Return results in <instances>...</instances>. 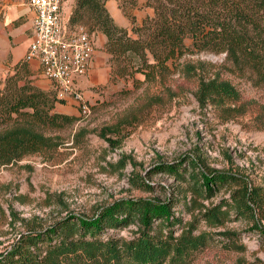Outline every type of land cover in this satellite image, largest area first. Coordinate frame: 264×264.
Here are the masks:
<instances>
[{
  "label": "rangeland",
  "instance_id": "obj_1",
  "mask_svg": "<svg viewBox=\"0 0 264 264\" xmlns=\"http://www.w3.org/2000/svg\"><path fill=\"white\" fill-rule=\"evenodd\" d=\"M73 2L65 0L67 17ZM107 2L128 23L133 16L141 25L153 15L152 8L141 7L143 0H106L108 10ZM91 38L92 62L98 59L99 67L83 79L96 74L97 82L79 88L86 114L32 76V85L51 95V113L68 120L50 127L27 116L0 118V134L27 126L41 137L34 150L0 154V255L29 231H43L71 216L91 217L120 199H148L173 203L174 240L188 236L201 243L185 264H264V75L236 66L225 53L195 49L192 39H186L183 55L168 69L156 70L147 80L137 73L109 82V70L105 77L101 64L103 36ZM5 66L0 61V90L8 74ZM212 81L227 83L234 94L207 92ZM189 160L238 181L212 186L205 197L191 191L187 181L155 170L180 161L187 167ZM242 194L249 209L238 212L234 201ZM217 206L224 211L218 223L208 218ZM160 229L158 236L168 233ZM137 233L134 223L106 230L102 237L129 241ZM56 263L75 264L64 258Z\"/></svg>",
  "mask_w": 264,
  "mask_h": 264
},
{
  "label": "trees",
  "instance_id": "obj_2",
  "mask_svg": "<svg viewBox=\"0 0 264 264\" xmlns=\"http://www.w3.org/2000/svg\"><path fill=\"white\" fill-rule=\"evenodd\" d=\"M105 1L74 0L66 24L86 26L90 38L91 34L103 36L101 50L107 55L109 82L134 78L137 73L147 80L156 70L168 69L169 62L183 55L186 39H192L195 49L225 53L236 66L247 65L264 75V0H143L141 7L152 8L153 15L146 16L141 25L130 17L129 29L114 22ZM31 77L25 61L7 74L0 90L1 121L12 115L27 116L50 127L67 121L65 116L51 113V95L33 86ZM206 87L212 94H234L224 82L212 81ZM40 140V135L27 126L6 130L0 134V154L14 156L34 150ZM155 170L187 181L191 191L205 197L212 194V186L221 188L238 181L228 173L205 171L193 160L187 167L180 161L159 165ZM188 171L191 173L187 177ZM246 196L242 194L234 201L238 212L249 209ZM172 205L171 201L117 200L91 217L71 216L43 231L22 234L6 254L0 255V264H57L63 258L73 259L75 264H185L201 243L188 236L172 238L176 224ZM222 216L224 211L217 206L208 218L218 223ZM156 222L168 231L166 235L155 233L161 232ZM134 223L138 233L129 241L102 237L106 230ZM34 250L44 255L39 257Z\"/></svg>",
  "mask_w": 264,
  "mask_h": 264
},
{
  "label": "built area",
  "instance_id": "obj_3",
  "mask_svg": "<svg viewBox=\"0 0 264 264\" xmlns=\"http://www.w3.org/2000/svg\"><path fill=\"white\" fill-rule=\"evenodd\" d=\"M33 17V34L24 61L37 62L57 99L71 100L87 113L78 82L89 72L94 45L84 26L69 27L65 0H27Z\"/></svg>",
  "mask_w": 264,
  "mask_h": 264
},
{
  "label": "crops",
  "instance_id": "obj_4",
  "mask_svg": "<svg viewBox=\"0 0 264 264\" xmlns=\"http://www.w3.org/2000/svg\"><path fill=\"white\" fill-rule=\"evenodd\" d=\"M108 3L109 2L106 3V6L114 22L120 27L127 28L129 23L117 6L115 5V9L111 11ZM112 6L113 5H111V7ZM33 17L34 13L27 0H0V61L4 62L8 67L7 73H11L16 64L24 61V56L32 39ZM103 40L104 38L102 41ZM104 56L105 57L103 58L102 63L100 60L99 61L103 65L102 71L103 75L106 77L109 69L106 67V54H104ZM98 63V59L95 62H91L89 74L94 71V66L99 67ZM27 65L32 73V76L39 78L37 82L42 83V88H48V86L50 87V82L41 74V70L37 62H30L27 63ZM95 75H92V77L89 76V81L86 82L83 80L85 78L80 79L78 87L80 88V86L84 84L87 86L89 82H97V76Z\"/></svg>",
  "mask_w": 264,
  "mask_h": 264
}]
</instances>
